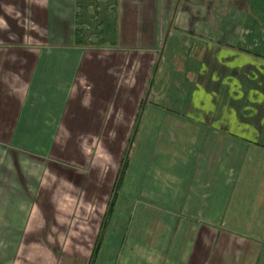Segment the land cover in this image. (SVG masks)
Listing matches in <instances>:
<instances>
[{"label":"rangeland","instance_id":"rangeland-1","mask_svg":"<svg viewBox=\"0 0 264 264\" xmlns=\"http://www.w3.org/2000/svg\"><path fill=\"white\" fill-rule=\"evenodd\" d=\"M74 1L0 0V47L12 46L13 61H19L26 48L46 52L55 47L72 49ZM212 18L216 22L210 21ZM120 26L121 45L102 47L106 53L101 56L103 67L108 69L109 82L113 79L123 82L122 102L115 87L112 90L109 85L107 92L105 83L100 85L91 75L89 80L95 86L88 88L94 99L91 105L83 107L80 101L71 99L69 86L76 74L84 73L83 68L90 71V67H85V62L79 65L46 55L40 60L44 72L47 70L45 82L42 81L44 72L37 71L30 89L43 94L37 97L40 100L36 99L39 104H25L24 112L20 113L14 110L12 120L16 113L18 121L13 128L0 129V188H4L5 182L11 183L13 196L27 197L30 225L60 221L61 229L55 232L72 246L75 239L80 241L82 244L77 248L85 253L102 223L123 156L130 154L116 200L118 210L124 206L121 205L124 191L131 189L134 177L135 184L140 181L139 188L148 192L147 198L153 187L163 189L168 185L170 177L162 166L165 165L164 149L148 158L144 177L135 174L136 160L142 154L138 152L139 143L150 138L149 132L143 130L152 103L161 104L165 110H186L188 102L183 105L178 99L182 94L190 100L193 83L211 75L213 64L221 74L231 77V84L218 83L216 89L225 95L230 85L237 88L241 97L237 113L247 112L252 100L264 99V0H121ZM209 30L210 33H203ZM75 51L78 60L93 57L83 48ZM4 52L0 48V63ZM239 62H243L242 66ZM138 94L141 103L143 98H148L139 108L138 102L133 101ZM109 102L113 103L109 105ZM108 107V112L101 115ZM254 107L258 118L253 124L258 127L264 117V104ZM134 109L140 112L135 127L131 126L134 119L128 117ZM27 113L28 125L24 123ZM101 117L103 126L99 125ZM161 136H151L152 141L155 138L154 145H163ZM256 152L259 159L261 151ZM9 170L12 177L5 178L3 175H8ZM153 199L162 201L159 197ZM116 220H119L116 216L110 220L107 235L112 234V229L118 231ZM123 220L124 217L120 224ZM19 233L20 230L14 229V236ZM34 237L30 235L29 239ZM50 248L58 252L59 247ZM101 253L106 255L107 250L99 251L93 264H100ZM62 258L64 264H87L88 261L80 254L75 257L66 254Z\"/></svg>","mask_w":264,"mask_h":264},{"label":"crops","instance_id":"crops-1","mask_svg":"<svg viewBox=\"0 0 264 264\" xmlns=\"http://www.w3.org/2000/svg\"><path fill=\"white\" fill-rule=\"evenodd\" d=\"M206 32L211 30L203 33ZM122 41L121 28L119 45ZM0 48L5 51L0 63V91L3 94L0 129L11 128L18 121L16 113L12 120L14 110L20 113L24 112L25 104H39L37 97L43 94L30 89L37 71L44 72L40 60L46 55L79 65L85 62V67H90V71L83 68L84 73L77 72L75 81L69 86L71 99L80 101L83 107L91 105L94 99L88 88L92 85L91 75L100 85L105 83L107 92L109 85L112 90L115 87L117 96H122L118 98L119 102L123 101V82L118 79L109 82L108 69L103 67L104 57L101 56L106 50L102 47L83 48L93 57L84 56L79 60L75 57L78 47L72 41V49L55 47L49 50L50 53L45 49L26 48L19 61L10 58L12 46ZM239 64L242 66L243 62ZM216 68L213 64L211 75L201 82H192L190 100L181 94L178 101L183 105L188 102L186 110H165L161 104L152 103L143 130L149 132L150 138L139 143L138 152H142V157L136 160L135 174L144 177L148 158L161 148L165 152V165L162 166L170 177L168 185L163 189L153 187L147 198L148 192L139 188L140 181L135 184L134 177L131 189L124 191L121 202L124 206L119 210L115 207L112 213V221L115 216L120 220H116L118 231L112 229V234L117 232L113 236L105 232L98 253L101 250H107V253H101L100 264H264V117L258 127L253 124L258 118L254 106L264 104V99L252 100L247 112L237 113V103L241 100L237 88L230 85L225 95L218 91V83L227 81L231 84V77ZM46 73L47 70L42 76L43 82ZM19 96L23 97L20 99ZM135 100L139 108L141 96L138 94ZM21 101L24 102L19 106ZM108 110L109 107L102 110L101 115ZM35 111L31 109V112ZM139 113L134 109L128 115L134 119L131 126L135 127ZM28 117L27 113L24 117L26 125ZM102 123L101 117L99 125L103 126ZM154 134L162 135L163 145H154L155 138L151 140ZM256 150L261 151L259 159ZM11 172L9 170V174L3 176L11 178ZM13 194L12 184L5 182L4 188H0V264H64L62 256L66 254L70 257L80 254L84 261L88 258L89 263L101 223L91 248L85 253L77 248L82 244L80 241L75 239L72 246L55 232V229H61L60 221L30 225L27 197ZM152 197H159L163 202ZM14 229L20 230L19 235L14 236ZM30 235L35 236L33 240L29 239ZM51 246L59 247L58 252Z\"/></svg>","mask_w":264,"mask_h":264},{"label":"trees","instance_id":"trees-1","mask_svg":"<svg viewBox=\"0 0 264 264\" xmlns=\"http://www.w3.org/2000/svg\"><path fill=\"white\" fill-rule=\"evenodd\" d=\"M74 5L75 11L72 20L74 24L72 29V44L74 46L81 48H101L106 45L116 48L119 46L121 32V0H75ZM144 101L147 103L148 98L146 97L145 100L143 98L140 107L143 106ZM131 141L132 138L130 137L129 142ZM129 159L130 154L127 155V157L123 156L121 159L120 168L112 186V195L108 201L107 209L104 213L97 240L88 264H93L92 261H94L98 254L99 247L103 241L116 205L118 191L127 173Z\"/></svg>","mask_w":264,"mask_h":264}]
</instances>
